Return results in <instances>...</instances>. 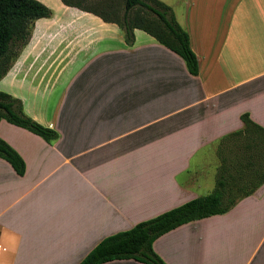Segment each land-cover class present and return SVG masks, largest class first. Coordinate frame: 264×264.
Instances as JSON below:
<instances>
[{
	"label": "crops",
	"instance_id": "1",
	"mask_svg": "<svg viewBox=\"0 0 264 264\" xmlns=\"http://www.w3.org/2000/svg\"><path fill=\"white\" fill-rule=\"evenodd\" d=\"M51 1L0 81L59 135L0 123L26 164L20 176L0 158V264H80L219 181L230 211L176 228L154 251L166 264H264V0H186L183 21L173 11L197 76L148 33L128 45L117 24Z\"/></svg>",
	"mask_w": 264,
	"mask_h": 264
},
{
	"label": "trees",
	"instance_id": "2",
	"mask_svg": "<svg viewBox=\"0 0 264 264\" xmlns=\"http://www.w3.org/2000/svg\"><path fill=\"white\" fill-rule=\"evenodd\" d=\"M61 1L69 7L92 13L105 22L117 24L124 32L128 45L135 43V30L148 33L179 55L192 75L199 74V60L191 47L190 35L178 23L172 8L164 2L124 0L121 13L114 2L104 1L101 3L102 10H98L84 7L80 2L73 0ZM52 16L53 11L39 0H0V81L28 45L35 22ZM3 120L40 136L48 143H53L59 137L57 131L29 117L20 99L0 92V123ZM243 121L247 128L253 125L247 115L243 116ZM0 158L9 162L18 175L25 174L24 160L1 138ZM263 182L264 177L260 183ZM225 186V183L219 181L211 194L141 222L129 231L104 239L80 264H105L130 259L144 264H166L154 251V242L182 225L229 212L236 200L230 198L225 202Z\"/></svg>",
	"mask_w": 264,
	"mask_h": 264
},
{
	"label": "rangeland",
	"instance_id": "3",
	"mask_svg": "<svg viewBox=\"0 0 264 264\" xmlns=\"http://www.w3.org/2000/svg\"><path fill=\"white\" fill-rule=\"evenodd\" d=\"M40 2L46 1L49 4H53L51 0H39ZM75 2H80L84 7H89L93 9H101V3L104 1L114 2L115 6L120 9L122 13L124 0H73ZM167 5L171 6L179 20L183 21V16L185 15V1L186 0H160ZM46 5V4H45Z\"/></svg>",
	"mask_w": 264,
	"mask_h": 264
}]
</instances>
